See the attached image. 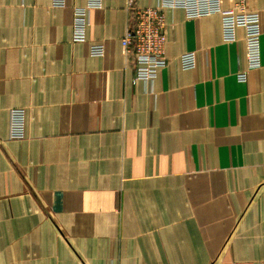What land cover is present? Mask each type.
<instances>
[{
    "label": "crops",
    "instance_id": "0c3cea01",
    "mask_svg": "<svg viewBox=\"0 0 264 264\" xmlns=\"http://www.w3.org/2000/svg\"><path fill=\"white\" fill-rule=\"evenodd\" d=\"M88 1L0 0V264H264V35L239 82L244 30L227 44L221 15L168 10L149 85L123 54L128 0H102L73 41ZM246 7L263 15L264 0Z\"/></svg>",
    "mask_w": 264,
    "mask_h": 264
},
{
    "label": "built area",
    "instance_id": "2783aa9c",
    "mask_svg": "<svg viewBox=\"0 0 264 264\" xmlns=\"http://www.w3.org/2000/svg\"><path fill=\"white\" fill-rule=\"evenodd\" d=\"M248 0H233L234 14H223V0H158L154 7H142L135 0H128V26L122 38V49L126 62L135 68V80L151 85L160 70L167 67L166 57V19L168 10H183L189 20L214 15L222 16L223 40L232 44L237 40V30H244L248 72H241L239 82L248 80L249 71L262 66L261 38L264 35V13L247 10ZM53 6L64 8L66 0H53ZM102 0H89L87 7L75 8L73 21V41H86V31L89 25L90 11L101 8ZM105 48L102 44L91 46V55L102 57ZM179 64L184 71L193 70L197 65L195 52L180 56ZM10 138L22 140L25 135L26 110L12 109L10 112Z\"/></svg>",
    "mask_w": 264,
    "mask_h": 264
}]
</instances>
